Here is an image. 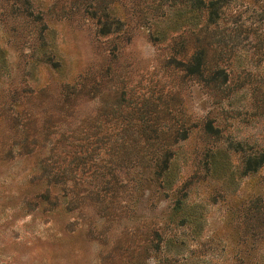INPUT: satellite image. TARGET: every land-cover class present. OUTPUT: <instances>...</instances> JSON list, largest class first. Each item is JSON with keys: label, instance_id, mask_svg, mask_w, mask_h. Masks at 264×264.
Here are the masks:
<instances>
[{"label": "rangeland", "instance_id": "374dc122", "mask_svg": "<svg viewBox=\"0 0 264 264\" xmlns=\"http://www.w3.org/2000/svg\"><path fill=\"white\" fill-rule=\"evenodd\" d=\"M261 158L264 0H0V264H264Z\"/></svg>", "mask_w": 264, "mask_h": 264}, {"label": "trees", "instance_id": "16d2710c", "mask_svg": "<svg viewBox=\"0 0 264 264\" xmlns=\"http://www.w3.org/2000/svg\"><path fill=\"white\" fill-rule=\"evenodd\" d=\"M199 4L201 6H203V0H199ZM215 5V3H210V9L213 8V6ZM209 9V15L211 17V11ZM205 56H206V51L204 50H201L199 52H197L193 58L191 59L189 65L187 66H183L184 68H187L186 71L187 72H191V73H198V74H201L205 69H206V62H205ZM152 139H148L150 145L152 146ZM157 140V139H155ZM154 141V140H153ZM164 145H162L163 147ZM152 155V159L155 160V166L160 169L162 167L163 164H165V157L167 155L164 154V155H157L156 153H153L151 154ZM259 159V158H257ZM255 159L256 161L254 162V164L252 165V162L251 160L249 162H247V170L249 171H252V170H255L253 168H257L259 167L261 164H264V158H261L260 160H257ZM43 200L41 201L42 203H45V204H48V203H51L52 202V197H51V194L48 192L46 194L43 195Z\"/></svg>", "mask_w": 264, "mask_h": 264}]
</instances>
